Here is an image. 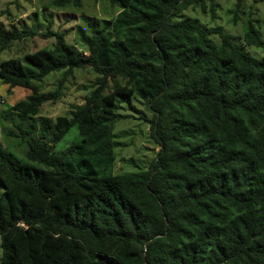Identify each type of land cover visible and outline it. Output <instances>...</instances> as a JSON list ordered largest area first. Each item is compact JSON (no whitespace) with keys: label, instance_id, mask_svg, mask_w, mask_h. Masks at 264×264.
<instances>
[{"label":"trees","instance_id":"trees-1","mask_svg":"<svg viewBox=\"0 0 264 264\" xmlns=\"http://www.w3.org/2000/svg\"><path fill=\"white\" fill-rule=\"evenodd\" d=\"M108 2L118 14L84 17L90 34L80 31L77 44L51 25L0 22L2 49L54 39L53 48L0 61L9 90L31 91L13 110L38 116L76 70L95 74L69 115L39 116V136L35 124L17 125L25 158L0 141L1 264H264V55L246 50L264 52L262 24L241 20L245 0L232 9L241 40L184 18L192 9L215 20L216 0ZM52 73L60 78L45 91ZM136 94L159 150L145 169L114 173L117 96ZM73 127L81 141L58 152Z\"/></svg>","mask_w":264,"mask_h":264},{"label":"rangeland","instance_id":"rangeland-1","mask_svg":"<svg viewBox=\"0 0 264 264\" xmlns=\"http://www.w3.org/2000/svg\"><path fill=\"white\" fill-rule=\"evenodd\" d=\"M218 10L216 19L213 20L208 14L205 16L200 10H188L184 12V18L198 19L207 26L221 25L226 31L232 33L238 40H241L242 22H232V9L235 0H216ZM119 12L118 7L112 6L108 0H82L80 8H57L53 0H0V22L7 26L16 25L34 26L40 31H45L49 25L54 30H62L67 33V39L71 43L79 42V32L89 35V25L84 17L99 21H111ZM249 15L258 19L264 29V3H255L252 0H245V13L242 14V21ZM53 38L36 36L23 41H15L7 49L0 48V61L7 58H22L26 53L41 48H53ZM246 50L254 55L263 56L264 52L255 47L248 46ZM60 73L50 74L43 82L45 91L56 87ZM95 74L88 70H76L75 76L68 79L64 96L55 102H46L38 116L26 115L15 111L12 106L20 100L25 99L31 91L22 86L9 90V85L4 83L0 77V141L2 145L11 150L20 158H25L27 145L23 140L17 125L22 123L25 128L32 130L34 136H39V116L45 115L56 117L58 115H69L71 105L81 104L85 100ZM112 89L109 88L107 92ZM118 113L121 119L115 124L113 140L118 143L114 150V161L112 170L114 173L139 171L150 165L156 156L159 146L151 134V124L148 119L153 115L148 110L144 99L140 95L117 96ZM33 119H37L33 120ZM81 141L78 127H73L57 144V151L63 152L72 145ZM95 161L102 160L95 154ZM103 156V155H101ZM4 187L0 183V194ZM2 256L0 237V258ZM1 264V261H0Z\"/></svg>","mask_w":264,"mask_h":264},{"label":"water","instance_id":"water-1","mask_svg":"<svg viewBox=\"0 0 264 264\" xmlns=\"http://www.w3.org/2000/svg\"><path fill=\"white\" fill-rule=\"evenodd\" d=\"M166 222H167V224H168V222H169L168 219H166Z\"/></svg>","mask_w":264,"mask_h":264}]
</instances>
